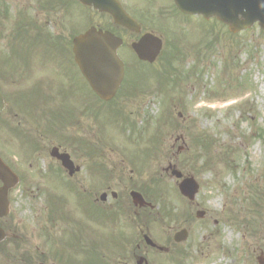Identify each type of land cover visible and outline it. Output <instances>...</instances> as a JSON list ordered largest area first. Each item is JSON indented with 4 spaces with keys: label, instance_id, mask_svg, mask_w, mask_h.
Here are the masks:
<instances>
[{
    "label": "rangeland",
    "instance_id": "obj_1",
    "mask_svg": "<svg viewBox=\"0 0 264 264\" xmlns=\"http://www.w3.org/2000/svg\"><path fill=\"white\" fill-rule=\"evenodd\" d=\"M43 1L0 0V92L7 102L0 114V156L22 180L10 218L31 231L38 212H66L72 218L85 205L90 209L85 196H75L57 179L49 186L55 197L39 181L47 178L41 166L49 173L54 163L51 144L62 145L75 160L96 147L112 159L97 165L104 171L120 166L127 194L139 191L151 202L144 212L148 225L128 224L125 233L133 237L124 246L107 226L98 227L101 220L90 222L91 255L66 264H136L133 256L140 255L148 264H257L259 251L264 252V31L253 26L232 35L217 21L181 17L169 0H122L132 14L142 15L137 17L143 32L156 31L165 42L152 65L140 64L128 51L136 35L121 32L127 44L118 54L126 77L107 107L96 102L73 65L70 41L91 26L110 27L108 17L77 3L61 7L64 0L52 9L41 7ZM24 17L36 22L23 23ZM11 19L19 21L18 34L34 30L33 25L53 31L69 51L58 52L53 41L35 33L32 40L25 33L13 51L19 37L10 31ZM38 96L46 108L36 105ZM87 161L81 163L90 167ZM30 164L42 174L32 185ZM168 164L198 184L194 201L180 195V181L164 172ZM34 186L41 188L38 199L29 188ZM197 211L206 212L202 219ZM114 222V237L125 238V223ZM182 229L187 240L172 242V234ZM143 234L167 252L160 256L144 247Z\"/></svg>",
    "mask_w": 264,
    "mask_h": 264
},
{
    "label": "flooded vegetation",
    "instance_id": "obj_2",
    "mask_svg": "<svg viewBox=\"0 0 264 264\" xmlns=\"http://www.w3.org/2000/svg\"><path fill=\"white\" fill-rule=\"evenodd\" d=\"M51 147L56 149V152H52L56 159L60 153H67L74 166L71 174H69V171L64 169L61 163L50 157L52 154L49 149V157L55 164L49 165L51 168L49 173H47L48 166L46 167L44 173L47 178L39 182L49 190L50 196L55 197L49 186L57 179L62 182L61 186L69 187L70 192H73L75 196L80 199L85 196V202H88L90 209L85 205L78 213H74L72 218H69L67 215L69 213L66 212L59 213V215L52 214V216L47 214L43 216L42 213L38 212L35 217H32L35 222L31 231L24 230V223L20 219H11L10 215L0 217V264H66L68 259H75L76 257L85 260L91 255L90 222L97 223V221L101 220L98 227L103 229H105L104 226L110 229L112 223L111 230L114 231L116 228L115 219H119L122 216L130 220L132 216L128 213H130L131 209L136 215H140L148 208L147 201L143 195L142 201L137 205L130 198L129 192L127 194V185L125 186L122 183V174L117 169L120 166L116 167L114 165L112 170L106 168L104 171L103 167L97 165L96 162L100 159L105 161L112 160L103 158L105 155L100 154L103 150L89 147L90 156L86 158L81 153L79 160L77 158L75 160L73 153H68L69 151L62 145L53 143ZM82 149L83 147L79 148V151ZM82 160H88L87 163L91 166H85L81 163ZM120 162L124 163L122 160ZM29 166V185L39 183L36 175L42 178V174H39L36 167L32 164ZM10 169L14 173L17 171L12 167ZM16 173L15 175L19 177L18 172ZM19 181L20 187V177ZM103 184H105L104 187L101 186ZM2 186L3 183L0 180V189ZM115 187L118 190L114 191ZM29 188L33 198L38 199L41 188L36 186ZM14 191L10 189L7 192L9 207L15 201ZM51 207L53 208V205ZM101 214L106 216L101 217ZM65 239L70 242L68 243ZM31 242H35V245L32 246ZM137 257L133 256L135 259Z\"/></svg>",
    "mask_w": 264,
    "mask_h": 264
},
{
    "label": "water",
    "instance_id": "obj_3",
    "mask_svg": "<svg viewBox=\"0 0 264 264\" xmlns=\"http://www.w3.org/2000/svg\"><path fill=\"white\" fill-rule=\"evenodd\" d=\"M84 5H92L94 9L109 12L117 24H121L128 29H136L134 23L126 17L119 5L113 0H78ZM179 0V8H185L187 11H194V5H199L196 0ZM201 5L206 6L209 11L214 14L205 15L215 16L220 19V12L227 11L231 15L226 23L229 24L232 32L238 31L243 26L250 24V19L264 21V0H201ZM183 10V9H182ZM243 12L245 19L242 22L237 21L235 12ZM220 16H219V15ZM222 18V16H221ZM225 22V21H224ZM119 41L113 38L109 33L103 34L94 29L88 30L85 35L77 37L74 42L73 55L75 63L79 66L81 74L92 87L98 97L107 99L116 90L117 85L122 78V64L119 62L116 50L119 46ZM161 43L155 40L152 36H144L139 41V44L133 45L132 48L142 61L152 62L155 56L159 53ZM3 109V102L0 96V111ZM7 167H4L0 162V178L9 175ZM191 188H186L183 184L180 185V191L189 199H192L196 192V186L193 183H188ZM257 262L264 264V257L261 255Z\"/></svg>",
    "mask_w": 264,
    "mask_h": 264
}]
</instances>
